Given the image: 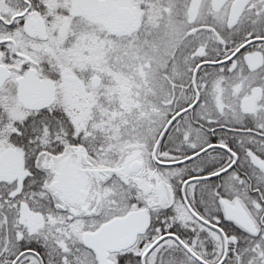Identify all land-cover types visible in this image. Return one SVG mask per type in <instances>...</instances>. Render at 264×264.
<instances>
[{"label": "snow or ice", "instance_id": "1", "mask_svg": "<svg viewBox=\"0 0 264 264\" xmlns=\"http://www.w3.org/2000/svg\"><path fill=\"white\" fill-rule=\"evenodd\" d=\"M0 264H264V0H0Z\"/></svg>", "mask_w": 264, "mask_h": 264}]
</instances>
